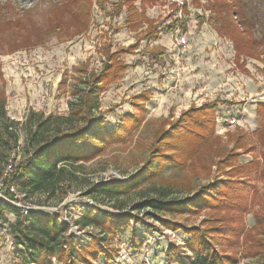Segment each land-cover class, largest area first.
Returning a JSON list of instances; mask_svg holds the SVG:
<instances>
[{
  "label": "rangeland",
  "instance_id": "374dc122",
  "mask_svg": "<svg viewBox=\"0 0 264 264\" xmlns=\"http://www.w3.org/2000/svg\"><path fill=\"white\" fill-rule=\"evenodd\" d=\"M97 1L0 0V95L5 100L8 118L18 123L17 147L12 151L0 150V199L16 208L32 205L57 214L58 222L68 228L65 241L73 240L76 249L90 248L92 240L88 233L100 231V228L81 229L75 225L83 213H97L98 209L106 217L127 214L135 217L137 221L127 219L130 221L120 230L107 236V250L113 260L109 264H168L165 251L169 244H175L190 256L187 244L192 235L184 228H198L216 251L235 255L236 264L250 262L243 257L249 247L245 236L256 233V223L262 222L264 216V177L261 176L264 111L258 109V103L264 104V0H245L258 15L254 27L257 36L255 42L251 39V45L246 37L238 46L228 35L216 32L207 6L210 0H154L146 8V17L152 23L162 28L182 18L188 20L187 31L181 32L180 28L162 32L157 39L141 41L135 55H120L129 68L118 83L110 84L100 94L97 111L107 129L116 128L125 115L137 112L134 98L146 92L150 99L145 103V120L139 130L127 135L124 142L105 147L91 160L79 162L77 165L82 168L76 173L78 180L73 185L76 191L59 204H53L54 200H47L42 194L24 198L7 183V176L27 153L22 124L29 113L66 116L68 104L78 100L72 91L85 88L78 80L85 76L75 70L88 62L87 73L99 72L105 60L102 55L105 44H111L114 50L135 41V33L125 26V7L116 13L119 0H105L104 9ZM184 5L187 16L182 13ZM136 7L139 9V3ZM197 15L204 17L200 25ZM142 27L145 30L147 24ZM146 47L163 55L157 60ZM207 103L217 105L214 133L221 138L222 145L231 149L236 140L242 144L236 150L239 155L233 166L258 163V168L248 174L240 169L229 176L224 173L227 168L222 171L211 166L207 174L199 159L194 158L182 165L162 164L157 173L126 194L88 195L93 186L131 181L157 149L169 153L156 140L161 130L167 128L168 124H162L163 119L174 121L191 106ZM231 118L237 122L230 125ZM156 166L158 163H154ZM220 176L233 181L229 184L228 207H224L226 200L220 201L216 208L197 213L134 210L136 205L152 199L169 202L190 198L201 186ZM7 187L9 190L13 187L17 193H13L15 200L3 193ZM47 202L51 205H46ZM241 202L247 205L246 209L240 208ZM16 219L8 212L0 218V264H26L22 248L15 245L10 230ZM165 222L181 228H170ZM220 226L225 231L213 230ZM90 260L92 264H106L103 255ZM50 264L63 262L53 259Z\"/></svg>",
  "mask_w": 264,
  "mask_h": 264
},
{
  "label": "trees",
  "instance_id": "16d2710c",
  "mask_svg": "<svg viewBox=\"0 0 264 264\" xmlns=\"http://www.w3.org/2000/svg\"><path fill=\"white\" fill-rule=\"evenodd\" d=\"M97 2L104 9L105 0ZM119 2L116 6V13L120 11L118 9L125 7V26L130 32L135 33L134 43L114 50L111 49V44H105L102 49L105 60L99 72L87 73L88 62L81 64L80 68L75 70L85 76L78 78L85 88L72 91L73 95H78V100L68 104L69 113L66 116L51 114L45 116L42 112H30L25 123L22 124L26 133L27 153L13 172L7 176V183L12 184L24 198L29 195L42 194L47 200H54L53 204L61 203L68 194L76 191L73 185L77 184L76 173L79 167L82 168L77 165L79 162L91 160L110 144L124 142L126 136L137 132L145 120V103L150 96L146 92H141L135 96L133 102V107L138 114L137 112L127 114L121 119L119 126L107 129L103 117L97 113L100 108L99 96L110 84L118 83L128 70L129 65L119 58L120 55H135L141 41L157 39L162 32L170 33L180 28L181 32H186L188 20L177 18L171 24L158 28L157 24L152 23L146 17V8H149L154 0H119ZM136 3H139L140 10L136 7ZM207 6L215 21L214 27L218 34L228 35L236 46L238 43L243 44L242 41L246 37L249 38L247 42L252 44L251 39L254 41V37L257 36L254 27L258 22V15L252 12L251 4L245 0H210ZM181 9L183 15L187 16L186 6L184 5ZM196 18L198 24H202L204 17L197 15ZM143 24H147L145 30H142ZM238 38L241 39L238 40ZM147 50L157 60L163 55L161 52L155 53L153 49ZM216 108L217 105L212 103L201 107L191 106L174 121L163 119V126L168 125H166L167 128L161 130L156 140L165 145L169 153L157 149L132 176L131 181L124 184L118 182L93 186L87 192L88 195L126 194L135 189L137 185L139 186L147 177L157 173V169L162 164L182 165L186 163V160L194 158L199 159L197 161L207 174L210 173L211 166H216L222 171L227 168L224 173L229 176L240 172V169L246 170L248 174L253 168H258V163L247 165L248 167L235 168L233 166L239 155L236 150L242 144L236 140L231 149L222 145L221 138L214 133ZM258 109L264 111V104L258 103ZM17 128L18 123L8 118L5 100L0 95V150L12 151L17 147ZM154 163H158L155 168ZM4 166H8L7 159ZM261 176L264 177V171ZM224 177L223 179V176H220L201 186L190 198L169 202L152 199L136 205L134 210L149 208L154 211L197 213L209 207L216 208L220 201L225 203L226 200L227 204H224V207H228V199L231 197L229 184L233 181ZM239 181L242 180H237ZM3 193L9 199L15 200L8 187L3 188ZM46 205L51 204L47 202ZM246 207L247 205L241 202L240 208L246 209ZM4 212L12 213L17 217L15 225H10V230L15 245L22 248L21 252L26 264H50L53 259L62 261L63 264H67V261H71V264H92L90 259L97 260L102 255L106 259V264H109L113 260L111 252L107 250V236L115 234L128 221H137L129 214L117 218L106 217L103 216L104 212L98 209L97 213H83L75 225L81 229L100 228V231L96 234L87 232L92 240L90 248L76 249L73 240L65 241L64 235L68 228L58 222L57 214L35 211L21 217L18 208L0 199V218ZM262 218V222L256 223L254 229L256 233H249L245 236L249 247L248 250L245 248L243 257L250 261L245 264H264V216ZM127 219L130 220L125 221ZM164 225L170 228H181L178 224L173 225L172 222H165ZM184 230L192 235V240L187 244L191 255L186 256L178 246L169 244L165 251L168 264L173 262L178 264H236L235 255L216 251L198 228H184ZM213 230L220 232L225 231V228L220 226ZM230 241L233 242V239Z\"/></svg>",
  "mask_w": 264,
  "mask_h": 264
},
{
  "label": "built area",
  "instance_id": "2783aa9c",
  "mask_svg": "<svg viewBox=\"0 0 264 264\" xmlns=\"http://www.w3.org/2000/svg\"><path fill=\"white\" fill-rule=\"evenodd\" d=\"M236 122H237V121H236L235 119H232V118L229 120V124H230V125L235 124ZM10 191H11L12 193L17 194V193L13 190V187H10ZM30 205H31V204H30ZM18 209L20 210L21 217H24V216L28 215L29 212H35V211H37V212H42V211H46V209H43V208H39V207H35V208H34V206L32 207V205H31V206H22V207L18 206ZM52 213H53V212H52Z\"/></svg>",
  "mask_w": 264,
  "mask_h": 264
},
{
  "label": "crops",
  "instance_id": "0c3cea01",
  "mask_svg": "<svg viewBox=\"0 0 264 264\" xmlns=\"http://www.w3.org/2000/svg\"><path fill=\"white\" fill-rule=\"evenodd\" d=\"M141 43V42H140Z\"/></svg>",
  "mask_w": 264,
  "mask_h": 264
}]
</instances>
